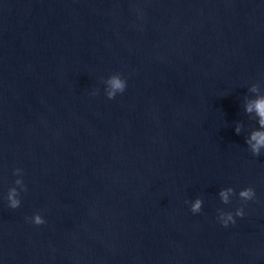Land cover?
I'll list each match as a JSON object with an SVG mask.
<instances>
[{
  "label": "water",
  "instance_id": "1",
  "mask_svg": "<svg viewBox=\"0 0 264 264\" xmlns=\"http://www.w3.org/2000/svg\"><path fill=\"white\" fill-rule=\"evenodd\" d=\"M253 83L264 0H0V264H264Z\"/></svg>",
  "mask_w": 264,
  "mask_h": 264
},
{
  "label": "clouds",
  "instance_id": "2",
  "mask_svg": "<svg viewBox=\"0 0 264 264\" xmlns=\"http://www.w3.org/2000/svg\"><path fill=\"white\" fill-rule=\"evenodd\" d=\"M105 84V93L107 98L114 99L117 93H122L126 88V79L117 72L111 74L107 79L101 78ZM249 91L255 94L254 98H248L245 104V112L247 114H254V118L257 119L259 127L253 128L250 134L245 137V143L250 149L254 156H260L261 150L264 149V93L261 92L260 85L258 83H253ZM98 93V89L93 91V95ZM253 118V117H252ZM243 125L237 122L235 131L237 134L241 132ZM13 174L16 176L14 184L16 186L10 187L8 189L6 199L8 206L12 209H16L21 205L20 193L21 191H27V185L22 179L23 169L15 168L13 169ZM18 186V187H17ZM236 193L234 189L229 186L226 188H221L219 191V197L221 201L225 204L230 202L232 196ZM239 198L247 202L249 200H254L256 197L255 189L252 186H247L239 191ZM187 203V201H186ZM203 200L197 197L190 204V210L192 213H199L202 210ZM218 220L224 226L227 227L229 223L235 224V217H243L245 215L244 207L241 205L235 209V213L232 211H225L224 209H218ZM31 223L35 225L44 224L46 221L44 217L39 213L35 212L31 217H26Z\"/></svg>",
  "mask_w": 264,
  "mask_h": 264
}]
</instances>
